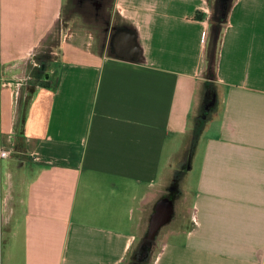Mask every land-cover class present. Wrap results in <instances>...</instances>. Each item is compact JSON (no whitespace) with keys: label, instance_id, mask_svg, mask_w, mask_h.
Instances as JSON below:
<instances>
[{"label":"crops","instance_id":"1","mask_svg":"<svg viewBox=\"0 0 264 264\" xmlns=\"http://www.w3.org/2000/svg\"><path fill=\"white\" fill-rule=\"evenodd\" d=\"M66 1L0 0V144L53 160L0 158V264H122L170 176L195 223L149 264H264V0L231 3L213 79L207 0H114L101 50Z\"/></svg>","mask_w":264,"mask_h":264},{"label":"rangeland","instance_id":"2","mask_svg":"<svg viewBox=\"0 0 264 264\" xmlns=\"http://www.w3.org/2000/svg\"><path fill=\"white\" fill-rule=\"evenodd\" d=\"M208 2V12L205 13L208 14V22L210 23V17L213 12L214 3L216 0H207ZM233 2V0H231ZM76 7H70L69 9L64 11L65 16L71 15L75 12ZM230 9V8H229ZM229 9L226 15V21L228 18ZM224 11V10H223ZM204 11L202 10L197 13V17L202 15ZM83 19V18H82ZM225 21V22H226ZM223 23V25L225 24ZM96 36L98 34V37L100 40H102L101 32L95 31ZM208 39V38H207ZM57 40V37H53V43L55 44ZM98 43V38L96 39ZM207 41V40H206ZM220 43V41H219ZM218 43V51L220 44ZM218 58V55H217ZM206 64V63H205ZM205 67V65H204ZM204 76V73H202ZM20 105V104H19ZM14 135V134H13ZM25 164H31L30 162H25ZM195 164V163H194ZM197 172L198 168L196 165H186L184 168H177L175 170V177H177L176 180H197ZM165 184H163L162 188L164 189V192H161L167 198L171 199L173 203V214L170 221L165 225L161 226L157 232L154 234L152 238L148 237V225L150 220V214L152 209V203L147 208V214L143 216V224L142 228H140L139 232L137 233V236L135 240L133 241L130 250L128 251L126 258L123 260L122 264H149L150 261L153 260L157 249L159 248L166 232H168V227H187L190 224L195 223V215L191 214V216H187V213H184L182 209L184 208L185 202L183 203V195L185 192V187L183 186L182 182L172 181L174 180L172 176H170ZM3 254V243L0 245V261L2 259Z\"/></svg>","mask_w":264,"mask_h":264},{"label":"trees","instance_id":"3","mask_svg":"<svg viewBox=\"0 0 264 264\" xmlns=\"http://www.w3.org/2000/svg\"><path fill=\"white\" fill-rule=\"evenodd\" d=\"M91 1L94 0H85L80 4L78 0H67L64 11L70 7H76L75 13L79 14L83 18L86 25L93 31H99L102 33V40L99 39L98 34L96 36L99 44L98 49L101 50L102 45L106 40V32H104V28L106 27V21L110 19L114 0H96L100 3V6L97 9L91 6ZM231 3V0H228L226 3H221L220 0H216L214 3L213 12L210 17L208 39L205 46L206 64L203 71L204 76L209 79L215 78L218 43L220 41L222 26L226 21V15ZM125 26L134 31V26L132 24H125ZM108 50L109 53H111L110 47ZM15 140L16 142H19L18 139ZM19 144L20 142L18 145Z\"/></svg>","mask_w":264,"mask_h":264},{"label":"built area","instance_id":"4","mask_svg":"<svg viewBox=\"0 0 264 264\" xmlns=\"http://www.w3.org/2000/svg\"><path fill=\"white\" fill-rule=\"evenodd\" d=\"M11 136L13 135V131L10 132ZM21 143L18 145V143H15V141L12 139L6 144H0V158H12L16 156L20 152H25L24 148L20 146ZM25 157L19 158L21 163H24L26 161L31 162H39V163H52L53 160L50 158H46L35 151L25 152Z\"/></svg>","mask_w":264,"mask_h":264},{"label":"water","instance_id":"5","mask_svg":"<svg viewBox=\"0 0 264 264\" xmlns=\"http://www.w3.org/2000/svg\"><path fill=\"white\" fill-rule=\"evenodd\" d=\"M228 0H220L221 3H226ZM166 208L165 210H160L158 208L155 209V211L152 213L151 218H150V223L148 226V237L152 238L159 228L160 225L168 221V219L171 216L172 212V201L169 198H166Z\"/></svg>","mask_w":264,"mask_h":264},{"label":"flooded vegetation","instance_id":"6","mask_svg":"<svg viewBox=\"0 0 264 264\" xmlns=\"http://www.w3.org/2000/svg\"><path fill=\"white\" fill-rule=\"evenodd\" d=\"M163 202H164V201H163ZM159 204H160V200H158L156 203L154 202V204L152 205V209H151V215H152V213L155 211L156 208L162 210V207H160ZM151 215H150V218H151ZM149 223H150V220H149ZM165 223H166V222H165ZM165 223H163L162 225H160L159 228H160L161 226H163ZM148 226H149V225H148ZM159 228H158V229H159ZM158 229H157V230H158ZM156 232H157V231H156ZM156 232H155V233H156Z\"/></svg>","mask_w":264,"mask_h":264}]
</instances>
